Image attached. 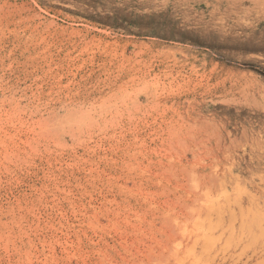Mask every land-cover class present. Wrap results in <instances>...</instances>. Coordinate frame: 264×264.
Here are the masks:
<instances>
[{
  "label": "rangeland",
  "instance_id": "1",
  "mask_svg": "<svg viewBox=\"0 0 264 264\" xmlns=\"http://www.w3.org/2000/svg\"><path fill=\"white\" fill-rule=\"evenodd\" d=\"M263 41L264 0H0V264H264Z\"/></svg>",
  "mask_w": 264,
  "mask_h": 264
},
{
  "label": "bare ground",
  "instance_id": "2",
  "mask_svg": "<svg viewBox=\"0 0 264 264\" xmlns=\"http://www.w3.org/2000/svg\"><path fill=\"white\" fill-rule=\"evenodd\" d=\"M255 4V3H254ZM231 6V5H230ZM254 29V28H253ZM234 33V32H233ZM239 35V34H238ZM243 37V36H242ZM236 40V39H235ZM264 42V41H263ZM82 44V43H81ZM198 229V228H197ZM188 230V229H187ZM186 230V231H187ZM188 232V231H187ZM187 232H185V234L187 233ZM187 235V234H186ZM182 239H184V237L182 238Z\"/></svg>",
  "mask_w": 264,
  "mask_h": 264
}]
</instances>
